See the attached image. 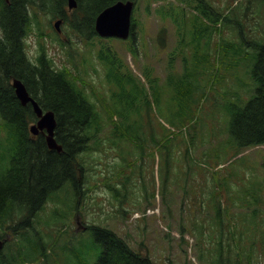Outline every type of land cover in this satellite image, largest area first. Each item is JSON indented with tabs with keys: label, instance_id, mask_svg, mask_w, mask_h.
Masks as SVG:
<instances>
[{
	"label": "rangeland",
	"instance_id": "374dc122",
	"mask_svg": "<svg viewBox=\"0 0 264 264\" xmlns=\"http://www.w3.org/2000/svg\"><path fill=\"white\" fill-rule=\"evenodd\" d=\"M198 1L139 0L134 39H85L70 26L66 7L68 18L57 31L60 17L30 9L27 57L35 62L42 47L55 68L84 86L100 112L101 131L79 155L82 195L75 198L73 186L65 184L26 227L31 238L41 236L49 247L26 264H64L69 249L74 254L92 245L85 228L90 224L112 229L155 264H248L250 249L251 263L264 264V144L237 149L227 143L225 130L228 106L243 105L256 86L251 45L264 42V0H204L227 16L221 37L243 43L224 63L215 52L175 48L179 35L168 11H175L181 25L186 19L188 41ZM238 23L245 27V40ZM162 27L165 45L159 46ZM105 46L112 48L111 63L99 57ZM228 63L234 66H223ZM190 82L197 89L187 98ZM115 123L119 128L112 133ZM4 138L0 129V152ZM3 164L0 181L8 162ZM9 215L0 227V238L5 237L0 260L14 262L15 242L23 239L8 226L24 215ZM91 254L94 263L95 251Z\"/></svg>",
	"mask_w": 264,
	"mask_h": 264
},
{
	"label": "trees",
	"instance_id": "16d2710c",
	"mask_svg": "<svg viewBox=\"0 0 264 264\" xmlns=\"http://www.w3.org/2000/svg\"><path fill=\"white\" fill-rule=\"evenodd\" d=\"M115 1L76 0V7L69 11L72 13L70 26L85 39L94 37L97 35L94 29L96 15ZM133 1L138 5L139 0ZM170 1L166 0V3ZM65 4L66 0H0V129L5 132L2 145L5 148L1 147L0 163H4L3 167L8 162L7 167L4 166L3 180L0 181V227L5 228L9 214L25 213L20 222L8 226L14 235H20L23 239V244L15 242V250L19 252L20 258L17 257L14 262L0 260V264H26L28 261L25 260L45 255L49 249L46 245L48 240H42L41 236L31 238L26 227H32V218L65 184L73 186L75 198L82 195L80 179L83 162L79 155L92 148L90 142L96 141L101 131L100 112L86 94L84 86L79 85L64 68H55L42 47L35 62L25 52L24 38L31 22L30 9L38 7L66 20L68 13L64 9ZM198 4L191 17L192 36L188 41L183 38L187 35L186 19L181 25L175 11H168L175 24L176 35H179L176 50L183 52L189 46L194 54L201 51L205 54L215 52L219 54L221 63L240 53L242 40L237 43L221 37L220 31L228 20L227 16L204 0L198 1ZM149 6L148 2L147 11ZM135 25V18L132 17L133 36ZM237 25L241 39L245 40V27L241 23ZM163 36H166L164 27L160 28L156 36L159 46L165 45ZM251 46L256 52L251 73L256 86L250 90V97L243 105L233 103L228 106L225 123L229 135L227 143H232L237 149L264 144V42L256 40ZM112 52L110 46H105L100 49L99 57L111 63ZM182 60L185 61V58ZM207 60L205 57L204 61ZM229 63L223 66L232 67L236 61ZM13 78L22 80L43 110L54 112V134L62 147L60 151L49 148L43 134L33 139L29 137V125L36 120V115L29 102L22 104L17 98L11 84ZM196 89L197 86L190 82L185 89L187 98H191ZM120 125L130 130L129 125ZM118 128L119 124L115 123L112 133ZM131 133L139 140L138 146L142 145V139L133 130ZM85 228L92 235V245L74 254L69 249L70 255L66 262L63 260L64 264H155L147 255L134 250L112 229L98 224L86 225ZM94 251L96 259L93 263L91 253ZM252 252L253 249H250L246 255L248 264H252L249 259Z\"/></svg>",
	"mask_w": 264,
	"mask_h": 264
},
{
	"label": "water",
	"instance_id": "95a60500",
	"mask_svg": "<svg viewBox=\"0 0 264 264\" xmlns=\"http://www.w3.org/2000/svg\"><path fill=\"white\" fill-rule=\"evenodd\" d=\"M76 0H68V8L72 9L76 6ZM134 7L133 0H117L114 3L103 8L95 17L94 28L100 36L104 37H120L126 38L130 33L131 15ZM57 20L55 27H58ZM12 86L14 88L17 98L22 104L31 103L33 111L37 115L36 123L30 125V131L37 133L40 130H45V140L47 146L51 149L61 150V145L56 141L54 132L56 127V118L52 110L44 111L33 98L24 83L19 78L12 79ZM3 241L0 239V250Z\"/></svg>",
	"mask_w": 264,
	"mask_h": 264
},
{
	"label": "flooded vegetation",
	"instance_id": "af4514ba",
	"mask_svg": "<svg viewBox=\"0 0 264 264\" xmlns=\"http://www.w3.org/2000/svg\"><path fill=\"white\" fill-rule=\"evenodd\" d=\"M39 134H43L44 135L43 132H40ZM32 135H34V137H36L38 134H32ZM29 137L32 138V139L34 138V137L31 136V132L29 133ZM21 214L23 215L24 213H21Z\"/></svg>",
	"mask_w": 264,
	"mask_h": 264
},
{
	"label": "bare ground",
	"instance_id": "6f19581e",
	"mask_svg": "<svg viewBox=\"0 0 264 264\" xmlns=\"http://www.w3.org/2000/svg\"><path fill=\"white\" fill-rule=\"evenodd\" d=\"M107 7V6H106ZM31 198V197H30Z\"/></svg>",
	"mask_w": 264,
	"mask_h": 264
}]
</instances>
